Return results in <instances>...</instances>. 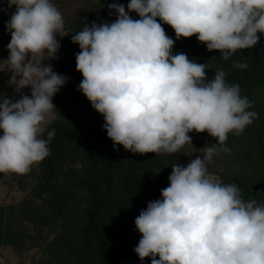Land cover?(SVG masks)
<instances>
[{"label": "clouds", "instance_id": "clouds-1", "mask_svg": "<svg viewBox=\"0 0 264 264\" xmlns=\"http://www.w3.org/2000/svg\"><path fill=\"white\" fill-rule=\"evenodd\" d=\"M16 6L6 24L11 33L9 56L0 71L19 92L31 97L0 100V173H27L48 154L55 130L42 138L55 119L54 95L68 77L44 62L57 58V36H68L62 13L50 0H8ZM113 23L86 25L71 36L78 44L79 89L103 114L108 137L133 153H175L191 142L188 133L207 132L220 148L204 147L186 166L172 165L170 186L161 199L148 203L135 219L141 239L134 251L151 264H264V207L245 202L240 189L214 181L207 171L230 132L240 134L257 113L254 102L240 94L238 84L226 82L217 70L206 82V64L186 54H173L157 18L174 29L176 38L195 35L209 51L223 58L250 49L264 33V0H130V18L123 4ZM244 69L247 64L233 63ZM19 77V79H17ZM159 259H156V257Z\"/></svg>", "mask_w": 264, "mask_h": 264}, {"label": "trees", "instance_id": "trees-1", "mask_svg": "<svg viewBox=\"0 0 264 264\" xmlns=\"http://www.w3.org/2000/svg\"><path fill=\"white\" fill-rule=\"evenodd\" d=\"M112 3L123 4L131 19H141L127 9L130 0H91L65 23L69 35L57 36L63 55L50 63L68 80L53 97L55 119L45 125L42 138L55 130L49 154L38 162L39 175L30 194L0 206V242L15 246V235L40 241L45 257L38 264H151V257L142 261L134 251L141 239L135 219L149 202L162 198L161 191L170 186L172 165L181 160L177 152L140 154L114 146L103 114L79 89L83 76L76 69V55L81 50L71 36L92 22H115L118 13L108 7ZM1 9L3 37L9 44L6 24L15 11L7 17ZM157 22L174 40L173 54L182 52L197 63H207L206 82L222 69L226 82L238 84L241 96L254 102L248 109L257 113L253 122L240 134L230 132L224 143L242 175L225 178L223 184L237 186L245 202L254 200L264 207V33L257 34L254 47L237 50L225 60L195 35L177 39L171 26L159 18ZM234 62L247 67H234ZM11 88L9 83L0 84V100L12 99ZM203 134L220 148L216 138Z\"/></svg>", "mask_w": 264, "mask_h": 264}, {"label": "rangeland", "instance_id": "rangeland-1", "mask_svg": "<svg viewBox=\"0 0 264 264\" xmlns=\"http://www.w3.org/2000/svg\"><path fill=\"white\" fill-rule=\"evenodd\" d=\"M89 1L91 0H50V2L62 13L64 22L67 24L79 15L80 11ZM1 7L5 10L4 13L7 14V17L16 10L15 5L9 8L8 0H0V11H2ZM3 32L4 26L0 21V61L6 60L9 56V51L7 49L8 43L3 37ZM62 55L63 52L60 47L56 56L59 58ZM45 58H47V56H45ZM48 59L49 58H47V60L45 59L46 61L44 60V62L50 64L53 59L49 61ZM11 76V72L0 71V84L9 83ZM17 79H19V77ZM10 92L12 96L11 100L15 102L24 95L30 97L31 88L26 87L17 92L15 86L12 85ZM188 135L191 137L192 144L186 143L177 151L181 157L178 164L181 166H186L197 156L203 157L205 155L204 147H216L219 149L216 144L209 143L210 139L206 141L207 134L202 135V133L192 131L188 133ZM236 163L237 162H235L226 151L218 150L213 155L210 162L206 161L207 171L214 181L223 184L225 178L242 175V170ZM19 175L20 174L14 172L0 173V206L10 202H17L30 194V190L36 183L39 175L38 163L32 165L25 175ZM14 237L16 240L15 246L11 243L6 244L5 242H0L4 244L3 248L6 253V260L11 264H38L39 261L45 257L40 241L26 240V238L21 235H15ZM23 238L24 240H22Z\"/></svg>", "mask_w": 264, "mask_h": 264}, {"label": "built area", "instance_id": "built-area-1", "mask_svg": "<svg viewBox=\"0 0 264 264\" xmlns=\"http://www.w3.org/2000/svg\"><path fill=\"white\" fill-rule=\"evenodd\" d=\"M31 97V95H30ZM4 244L3 243H0V264H11L10 262H8L6 260V253L4 251V248H3Z\"/></svg>", "mask_w": 264, "mask_h": 264}]
</instances>
